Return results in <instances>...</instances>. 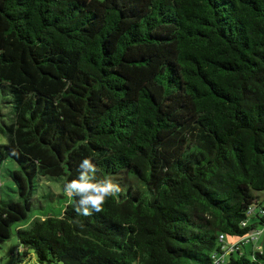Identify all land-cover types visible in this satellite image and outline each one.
<instances>
[{"label": "trees", "instance_id": "obj_1", "mask_svg": "<svg viewBox=\"0 0 264 264\" xmlns=\"http://www.w3.org/2000/svg\"><path fill=\"white\" fill-rule=\"evenodd\" d=\"M0 135L17 264H264L216 263L264 225V0H0ZM83 158L121 187L88 217Z\"/></svg>", "mask_w": 264, "mask_h": 264}, {"label": "clouds", "instance_id": "obj_2", "mask_svg": "<svg viewBox=\"0 0 264 264\" xmlns=\"http://www.w3.org/2000/svg\"><path fill=\"white\" fill-rule=\"evenodd\" d=\"M99 169L89 158H83L78 165V176L63 184V192L74 201L77 214L88 217L103 211L109 197L121 192V187L111 176L98 178Z\"/></svg>", "mask_w": 264, "mask_h": 264}, {"label": "rangeland", "instance_id": "obj_3", "mask_svg": "<svg viewBox=\"0 0 264 264\" xmlns=\"http://www.w3.org/2000/svg\"><path fill=\"white\" fill-rule=\"evenodd\" d=\"M4 167L5 168L11 167L10 162L5 161ZM4 170H2V172L0 173V196L6 197L7 194H13L12 191L10 190L13 187V182L5 175L6 171ZM53 186L56 191H60V186L58 184H53ZM255 194L258 195L260 198L264 197V191H255ZM61 199L56 200L54 202L46 201V199H43L45 206L43 207V209H38L36 213L44 214L46 212H49L51 209L58 210L61 206V204H58V202H60ZM53 204H54V208H51L50 206ZM248 222L249 223L256 222L255 229L263 231V233L259 236V241H257L258 243H261V240L264 238V225H262L261 223H257L258 219H256L255 215L251 216L248 219ZM231 240H235V238L233 236H226V242ZM244 245L247 252L252 249V244L250 242H245ZM19 248L20 246L17 243V239L15 236H12L10 239L6 240L5 242L0 243V264H17L14 253L16 249ZM31 263L36 264V260L33 258Z\"/></svg>", "mask_w": 264, "mask_h": 264}, {"label": "built area", "instance_id": "obj_4", "mask_svg": "<svg viewBox=\"0 0 264 264\" xmlns=\"http://www.w3.org/2000/svg\"><path fill=\"white\" fill-rule=\"evenodd\" d=\"M252 210V208H250V211ZM263 233L262 230H257V229H253L251 231H249L248 233H246L245 235L236 238L235 242L231 243L227 248H225V244L223 243L224 237L226 236L223 233L219 234V241L221 242V247L223 251H235L237 248H241L242 245H244L245 242H254V241H258L259 240V236ZM223 244V245H222ZM222 260V256L219 255L216 258V263L219 262V260Z\"/></svg>", "mask_w": 264, "mask_h": 264}, {"label": "crops", "instance_id": "obj_5", "mask_svg": "<svg viewBox=\"0 0 264 264\" xmlns=\"http://www.w3.org/2000/svg\"><path fill=\"white\" fill-rule=\"evenodd\" d=\"M263 198H264V197H262L261 199H263ZM252 215H253V214H252ZM235 240H236V238H235ZM235 240H231V241L226 242V236H225V237H224V240H223V243L225 244V248H227L231 243L235 242ZM258 241H259V240H258ZM251 244H252V249L261 246L260 243H258L257 241H254V242H252ZM253 245L256 246V247H254ZM241 248H242L241 251L246 252L245 245H242ZM233 252H234V251H233ZM228 253H229V251H225V252L221 255L222 258H226V256H227Z\"/></svg>", "mask_w": 264, "mask_h": 264}]
</instances>
